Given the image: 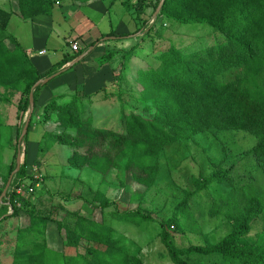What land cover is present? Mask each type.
Listing matches in <instances>:
<instances>
[{
  "label": "trees",
  "instance_id": "obj_1",
  "mask_svg": "<svg viewBox=\"0 0 264 264\" xmlns=\"http://www.w3.org/2000/svg\"><path fill=\"white\" fill-rule=\"evenodd\" d=\"M161 1L154 4V12ZM19 3L26 19L52 13L50 0H19ZM131 3L132 0H128L124 5L133 15L135 7ZM134 17L137 30L133 35L143 37L122 55L123 71L127 63L137 57L136 51L146 36L153 42L156 40L152 36L155 28L149 25L150 21H140L135 14ZM159 19L178 25L207 26L223 42L190 55L175 47L164 52L158 58L160 66L157 69L140 73L143 89L141 97L135 100L136 106L124 101L125 92L120 83L124 75L116 71L114 86L101 93L118 94L120 117L113 115L112 120L109 119L110 123L117 119V129L95 127L93 118L88 117L93 103L86 102L84 97L74 96L62 105L53 100L45 108L46 121L51 120L52 113L56 114L57 128L55 132L44 133L43 143L39 145L41 153L49 151L53 145L70 148L69 166L72 169L91 170L104 178L117 172L125 188L130 180L133 185L145 189L144 192H133L132 201L140 203L156 186L167 149L184 142L198 145L195 141L198 135L205 134L216 140L222 134L244 133L254 137L255 146L242 156H253L264 171V0H166L157 21ZM10 20L11 13L0 9V94L3 90L5 101L14 93H21L24 99L20 104L22 125L14 134L15 153L0 197L16 169L19 139L30 108L32 88L57 73L55 69L41 74L35 68L16 40L7 36ZM130 35L111 34L110 37ZM116 54L105 51L104 62L112 63ZM74 59L68 57L64 63ZM44 87L35 92V108ZM34 115L25 143L34 125ZM5 132L7 129L0 123V144ZM225 150L223 148V158L210 160L216 170L208 178L194 181L196 192L188 194L178 209L187 212L189 201L200 192L212 187L227 188V196H219V202L214 201L210 212L211 218L222 215L232 231L218 243L208 241L205 246L188 249H179L174 243L171 229L175 226L180 229L177 215L160 221L143 214L140 206L122 214L108 215L104 211L112 206V202L101 194L100 205L94 207L103 211L102 222L79 216L73 225L58 223L57 229L66 232V245L62 253L51 249L48 238L51 219L36 209L29 210L31 200L16 194V189L27 178L26 157L7 200L0 204V229L12 219L29 218L28 226H22L17 232L12 264H144L142 258L118 238L115 220L155 222L159 230L157 238L173 264H191L194 257H219L224 264H264V229L257 238L250 237L257 223L264 220V194L252 181L234 182L230 170L223 167L228 158ZM10 209L13 214H9ZM84 241L92 245L82 253L80 248ZM6 245L0 238V247Z\"/></svg>",
  "mask_w": 264,
  "mask_h": 264
},
{
  "label": "rangeland",
  "instance_id": "obj_2",
  "mask_svg": "<svg viewBox=\"0 0 264 264\" xmlns=\"http://www.w3.org/2000/svg\"><path fill=\"white\" fill-rule=\"evenodd\" d=\"M127 1L123 0L124 4ZM158 1L132 0L131 3L135 7L134 14L138 16L139 20L150 21L149 25L155 28L152 36L154 35L156 40L153 42L146 36L136 51L137 57L127 63L124 71L121 66L122 55L136 46L140 41L139 38L143 36L140 34L133 38V42H129V39L120 40L123 42L113 43L111 49L114 50L113 52H117L112 66L115 71H121L124 75L120 81L125 92L124 101L132 106L138 105L135 100L141 97L140 93L143 89L139 82L140 73L157 69L160 66L158 58L171 47L190 55L223 42V39L214 34L207 26L178 25L163 19L153 20L154 4ZM116 8L120 12L123 9L119 5ZM0 9L9 12V0H0ZM126 10L123 9L124 14L127 13ZM120 12L114 18L117 23L119 16L122 15V19L124 18L123 13ZM134 14L130 15L136 22ZM126 20H129V17L125 16L124 21L126 22ZM129 25L132 27L131 24ZM7 36H9V28ZM114 91L117 93L118 88L116 87ZM110 94H100L92 101L88 117L93 118L95 127L118 128L117 119L114 123H110L112 120L110 118L113 115L120 117L118 94ZM131 94L134 97L131 98ZM5 96L4 91L1 90L0 121L7 132L2 135L3 140L0 144V190L4 186L8 174V160L10 165L15 153V140L11 128L14 126L18 128L22 125L20 104L24 99L21 93L8 96L7 101H5ZM56 128V125L49 124L47 121L38 122V126L34 127L33 125V132L31 130L28 142L22 143V163H25L26 157L28 159L27 178L16 189V194L31 200L28 205L29 210L36 209L44 217L51 219L48 229L49 246L60 253L64 251L67 240L65 230L59 231L57 224L73 225L79 216L93 217V219L102 222L103 211L94 207L100 205L102 200L99 197L100 194L112 202V206L104 211L108 215L136 210L138 206L141 207L143 214L154 216L153 218L160 221L170 220L177 215L180 229L179 226L178 228L175 226L171 232L174 243L179 249L202 247L208 241L220 242L231 233L232 228L225 222L222 215L211 218L210 211L214 201L219 202V196H227L229 193L227 188L212 187L208 191L200 192L189 201L187 212L179 211L178 208L188 194L196 192L194 181L208 178L216 170L210 160L216 161L223 158V148L226 149L228 157L223 167L230 170V177L235 180L234 182L242 184L252 181L264 194L263 169L253 156H242L243 153L250 152L256 144V139L248 134H222L218 140L203 134L196 137L195 141L198 145L193 142H184L167 149L161 161L158 182L140 203L132 201L133 192H144L145 189L133 185L130 180L125 188L122 185V179L117 176V172L104 178L91 170L78 171L70 168L69 159L72 155L70 148L53 145L49 151L41 153L39 145L43 143L42 136L46 132H55ZM26 150H28V154H26ZM234 165L236 166L234 167ZM9 214H13L12 209ZM108 222L110 221L108 220ZM113 223L117 229L118 238L125 242L132 253L138 254L144 264H173L160 239L157 238L159 230L155 222L135 221L131 223L115 220ZM28 224L29 218L26 216L12 219L0 229L1 241L7 244L0 247L1 264H12L17 232L22 226H28ZM263 229L264 220L257 223L250 237L257 238L256 235ZM90 245L92 244L84 241L80 252L83 253ZM190 262L191 264H224L219 257H194Z\"/></svg>",
  "mask_w": 264,
  "mask_h": 264
},
{
  "label": "crops",
  "instance_id": "obj_3",
  "mask_svg": "<svg viewBox=\"0 0 264 264\" xmlns=\"http://www.w3.org/2000/svg\"><path fill=\"white\" fill-rule=\"evenodd\" d=\"M50 1L53 3L51 14L26 19L21 13L19 0H9L11 13L9 37L16 40L41 74L55 69L56 74L61 73L39 93L34 127L38 126V122L46 121L45 108L53 100L59 105L68 103L74 96L84 97L86 102L94 101L103 94L101 93L103 90L111 89L115 84L116 71L112 66L114 62L108 64L104 62V52H113L114 50H111L113 43H122L120 40L125 39L133 42V38L140 35H133L137 30V23L130 15L131 12L126 10L123 0ZM117 5L123 7L127 13L124 14L122 8L120 12L119 7L116 8ZM118 12L123 13L124 18L122 19V15L119 16L117 23L114 18L119 15ZM125 16L129 17L126 22ZM111 34L131 35L121 38L110 37ZM94 43L95 46H92ZM73 44H79L78 54L73 52ZM42 52L46 54L41 55ZM81 52L84 53L80 55ZM83 55L85 58L81 62L72 65ZM68 57L75 59L66 64L64 62ZM96 93L98 95H94ZM50 118L47 123L55 125L56 114L52 113ZM16 130L17 126L11 128L13 138Z\"/></svg>",
  "mask_w": 264,
  "mask_h": 264
},
{
  "label": "water",
  "instance_id": "obj_4",
  "mask_svg": "<svg viewBox=\"0 0 264 264\" xmlns=\"http://www.w3.org/2000/svg\"><path fill=\"white\" fill-rule=\"evenodd\" d=\"M165 2L166 0H162L154 14V19L153 20H157L159 15L161 14V11L165 5ZM114 39V38H113ZM85 58V55H83L81 58H79L78 60H76L75 62H73L72 65H76L78 64L79 62H81V60H83ZM61 73H58L50 78H47V79H44V80H41L39 81L33 88H32V91H31V94H30V108H29V111H28V114H27V117H26V120H25V125H24V128H23V131H22V134L20 136V139H19V152H18V157H17V161H16V169L13 171V173L11 174L10 178H9V181L3 191V194L2 196L0 197V204H2L4 202V200H7L8 198V193L11 189V186L13 184V181L15 179V177L17 176V174L20 172L21 170V167L23 165L22 161V143L24 142L26 136L28 135V132H29V127H30V124H31V121H32V118H33V115L35 113V92L36 90L41 87V86H45L47 85L51 80L55 79L56 77H58Z\"/></svg>",
  "mask_w": 264,
  "mask_h": 264
},
{
  "label": "built area",
  "instance_id": "obj_5",
  "mask_svg": "<svg viewBox=\"0 0 264 264\" xmlns=\"http://www.w3.org/2000/svg\"><path fill=\"white\" fill-rule=\"evenodd\" d=\"M72 50H73V52H75V53H78L79 51H80V46H79V44H73L72 45ZM41 55H44V54H46L45 52H42V53H40Z\"/></svg>",
  "mask_w": 264,
  "mask_h": 264
}]
</instances>
